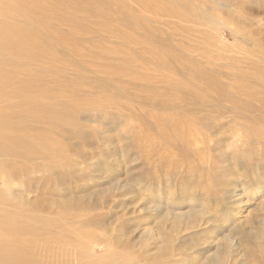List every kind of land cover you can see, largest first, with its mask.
<instances>
[{"label": "rangeland", "instance_id": "obj_1", "mask_svg": "<svg viewBox=\"0 0 264 264\" xmlns=\"http://www.w3.org/2000/svg\"><path fill=\"white\" fill-rule=\"evenodd\" d=\"M66 1L46 29L56 62L28 73L41 78L28 86L38 100L24 90L14 99L22 120H11L61 149L62 164L38 172L42 160L26 162L25 150L0 157L2 205L28 213V255L35 264H264V197L242 193L264 187V0ZM59 104L76 121L56 130L64 124L46 107ZM70 197L81 204H50ZM166 213L165 231L177 214L198 223L176 235L173 254H156L157 239L140 236L158 233ZM245 219L256 240H224L214 227Z\"/></svg>", "mask_w": 264, "mask_h": 264}, {"label": "bare ground", "instance_id": "obj_2", "mask_svg": "<svg viewBox=\"0 0 264 264\" xmlns=\"http://www.w3.org/2000/svg\"><path fill=\"white\" fill-rule=\"evenodd\" d=\"M67 6H69V2L66 0H0V116L4 118V120H0V157L8 158L9 155L19 153V150H25L26 162L33 160L32 155L42 160L41 164L35 167L38 172L45 169L51 171L59 168L62 164L63 152L60 151L61 149L51 147L46 138L41 140L34 135H28L22 129L14 128L15 125L11 124L13 123L11 120H22V115L20 113L16 114V109L20 106L14 103V99L22 97L25 90L27 91L26 96L29 95V100H38V97L34 94L38 91L32 90L35 86L32 89L28 86H30L29 83L33 85L36 82L37 84L41 78L38 76L31 77L28 73L37 70L44 61L49 64L56 62V55L47 49L48 36L46 29L53 23V8H65ZM28 89H31V91L28 92ZM60 106L62 105L59 104V108L46 107L64 124L56 127V130L76 121V112L70 110L64 112ZM21 168L22 165L18 164L17 172H20ZM244 188L242 193L245 195H250L252 198L264 197V187L261 185L252 187V191L250 189L244 190ZM80 200L79 198L70 197L68 200L62 201L63 203L50 201V204H57L62 209L66 206L71 209L78 207L81 204ZM4 201L5 194L0 193V204L3 209V212L0 211V264H35V257L32 259L28 255L32 249V243L23 237L24 233L22 232L24 230L21 231L22 228L31 226L23 221L28 213L26 211L16 213L13 215V219L11 212L2 205ZM31 205L33 208L37 207L33 202ZM189 216V213L186 215H173L170 228L166 232L164 221L166 217H169L166 213L161 221L157 223L158 233L150 230L141 235L140 239L154 240L156 238L159 243L156 254L170 255L173 241H176L174 238L182 228L189 229L195 227L198 223V219H190ZM36 223L41 224L40 221H36ZM249 223L250 219L240 220L238 223L232 220L231 224L222 221V223L215 224L214 227L221 228L222 232L226 233L224 240H229L234 236L242 238L244 235L256 240L258 231L248 233ZM84 224H91V221L86 220ZM225 225L228 226L227 230H224ZM113 240L115 243L121 244L126 242V237L125 240L122 237ZM21 241L22 243H20ZM255 249L256 246L249 239L244 241V251L249 256L254 254ZM222 262L219 256H214L212 259H206L202 264H222Z\"/></svg>", "mask_w": 264, "mask_h": 264}]
</instances>
